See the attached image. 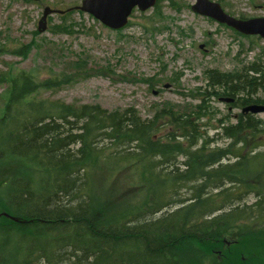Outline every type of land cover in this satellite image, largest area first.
Here are the masks:
<instances>
[{"label": "trees", "instance_id": "trees-1", "mask_svg": "<svg viewBox=\"0 0 264 264\" xmlns=\"http://www.w3.org/2000/svg\"><path fill=\"white\" fill-rule=\"evenodd\" d=\"M205 76L193 111L166 104L144 120L132 108L38 98L39 88L59 82L0 71L9 87L0 117V212L18 218L0 217L11 264H264V142L257 143L264 120L243 113L216 127L205 99L264 105V61ZM212 129L232 143L211 146ZM107 164L114 173L98 175L107 185L101 197L94 169ZM255 169L262 171L250 176ZM183 185L189 195L178 199ZM131 189L138 191L128 198ZM249 193L254 201L242 202Z\"/></svg>", "mask_w": 264, "mask_h": 264}, {"label": "rangeland", "instance_id": "rangeland-1", "mask_svg": "<svg viewBox=\"0 0 264 264\" xmlns=\"http://www.w3.org/2000/svg\"><path fill=\"white\" fill-rule=\"evenodd\" d=\"M211 1L236 18L264 17V0ZM80 3L81 0H0V71L14 74L23 70L36 80L59 82L39 88L38 98L96 104L107 110L132 108L142 119L149 120L155 109L166 104L176 111H193L200 103V92L207 87L205 73L209 70L233 73L254 63L263 65L264 38L242 35L196 14L190 8L192 0H156L146 10L134 8L126 26L118 30L105 27L79 10H70L65 16L56 12ZM46 6L54 12L47 16L45 31L38 32L37 23ZM8 88L0 84V117L9 97ZM206 91L209 94L211 90ZM219 97H205L217 113L212 125L219 127L221 119L226 124L235 123L238 107ZM187 105L193 107L183 108ZM255 117L264 120V113ZM201 121L205 123L206 118ZM217 131L208 130L214 138L211 146H229L232 141L216 136ZM259 138L258 145L264 142ZM262 151L263 146L254 150ZM111 167L107 164L94 169L97 177L93 185L101 197L104 191L107 196V185L100 183L98 175L111 177ZM261 171H250V176ZM137 191L131 189L128 198ZM188 195L189 187L183 185L177 198ZM253 201L251 193L242 200ZM178 206L176 203L171 208ZM12 244L0 238L2 264L14 261L10 255Z\"/></svg>", "mask_w": 264, "mask_h": 264}, {"label": "water", "instance_id": "water-1", "mask_svg": "<svg viewBox=\"0 0 264 264\" xmlns=\"http://www.w3.org/2000/svg\"><path fill=\"white\" fill-rule=\"evenodd\" d=\"M35 1V0H32ZM191 9L196 14L209 17L220 24H224L246 36H259L264 38V17L255 18H236L229 15L218 2L211 0H192ZM156 0H81L80 5L73 7L90 14L107 28L118 30L123 28L127 22L132 10L137 9L143 11L155 4ZM54 10L49 6L44 7L42 15L37 23L38 32H43L46 29L47 16ZM61 13L62 11H56ZM231 102V98L223 99ZM242 112H250L258 114L264 112V105L249 104L242 108ZM4 216L14 221L18 218L6 213L0 212V217Z\"/></svg>", "mask_w": 264, "mask_h": 264}, {"label": "flooded vegetation", "instance_id": "flooded-vegetation-1", "mask_svg": "<svg viewBox=\"0 0 264 264\" xmlns=\"http://www.w3.org/2000/svg\"><path fill=\"white\" fill-rule=\"evenodd\" d=\"M237 109H238L239 113H237V114L235 115V122L238 121V119H239V115H240V114H243V113H242V108H237ZM244 114H248V113H244ZM255 116H256V115H255Z\"/></svg>", "mask_w": 264, "mask_h": 264}]
</instances>
